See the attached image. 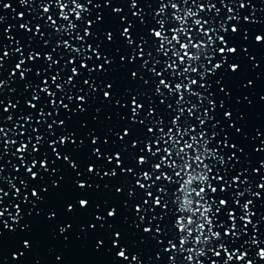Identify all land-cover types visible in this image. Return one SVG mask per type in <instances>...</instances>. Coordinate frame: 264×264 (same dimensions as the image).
Wrapping results in <instances>:
<instances>
[{
  "label": "snow or ice",
  "instance_id": "obj_1",
  "mask_svg": "<svg viewBox=\"0 0 264 264\" xmlns=\"http://www.w3.org/2000/svg\"><path fill=\"white\" fill-rule=\"evenodd\" d=\"M18 2L23 6L29 4L30 0H18ZM106 2L110 3L111 0H106ZM220 2L227 9L226 19L222 16V9L217 7V4L213 3L212 0H159L160 7L155 12V17H159V19H155V25L150 30V36L155 38L153 44L156 41L159 43L152 50L145 47L148 40L143 36L139 37V43H137V38L133 37L132 29L136 27L135 23H128V26L124 27L121 32V36L126 39L127 47L131 49V61L135 62L139 57L143 61L141 67L148 69L154 77H159L155 93L162 97L161 103L171 110L169 113L170 118L167 120L162 114L160 119H153L157 115V106L151 104L144 119H138L145 105L140 102L141 97L139 94L131 97L132 122L145 125L147 129L143 140L138 139L132 142V147L139 149L136 164L141 166L135 186L143 190L142 203L136 204L135 211L139 216L140 223H146L143 228L144 233L157 240L159 245H164L165 240L167 241V246L163 248V252L170 254L168 264H206V261L208 264H256L253 259L249 258V249L253 247L258 249L256 255L264 260V246H262L264 240L259 237L260 228L264 224L260 220L254 221L252 219L257 215L256 212L252 211L254 200L247 198L251 196L264 200V182L255 185L259 188V191H254L251 176L246 175L248 169L239 170L235 175L229 171L226 166L228 162L234 159L238 161L235 151L229 156L226 153L221 154L219 147L211 146L218 136L215 128L218 126L219 121H216L215 116L212 114L217 107L215 99L205 96L197 90L209 87L207 84L209 74H214L224 67L229 56L235 55L239 51L237 47L229 46L227 34L229 32L236 35L240 33L239 22L241 16L224 0H220ZM232 2L235 3L236 0H232ZM91 3L92 0H87V4ZM128 3L131 9H136L139 0H128ZM0 6L4 9H12V4L4 3L3 0H0ZM40 6L43 12L48 14L47 21L51 22L49 27L54 29L57 34L66 33L69 39H58L55 47H52L51 51L48 52L34 48L17 47L15 49V53H19L22 58L15 64L12 75L15 76L18 72L22 80H26L27 75L34 70L33 67H25L29 61L33 65L38 60L43 61L41 67L35 70L36 76L43 77L41 81L43 87L40 83H36L30 99L26 101L27 109L36 110L38 118L33 112L25 110L18 120H14L12 115L7 116V121L12 122L14 128L0 126V142L3 143L4 151H11L14 146L19 145L15 147V152L12 154L14 156L18 154L17 158L20 166L14 167L17 173L21 172V168L24 170L22 176L5 178L2 175L3 167H0V182L7 180L10 189L15 190L14 196L16 199H20L23 194V202H31L33 205L36 201H43L44 197L40 195V191L36 187L31 186V180L43 179L40 170H43L45 175H56L58 169L52 167V165H55L57 160L66 162L72 169L77 170V176H83V173L79 172L80 165L72 159L71 154H62L60 151V147H67L69 142L76 145L77 142L73 139L75 133H68L66 121L64 119L57 120L55 117L60 115V108L70 112L72 109L69 105L73 100L79 102L77 111H84L83 105L87 103V99L85 95L73 96L69 94L66 97L69 102L65 103V96H59L58 99V93L67 92L65 85L76 87V77L81 75L80 68L88 72L96 71L94 67L90 68L86 62L91 60L92 56H83L84 51L94 52L97 59L102 56L96 47L91 44L88 45L87 49H83L82 47H75L71 43V40L75 39L83 44L86 43V37L91 38L93 36L90 31L94 26L93 21L89 20L87 22L88 27L83 28V34L79 31L81 25L76 23V21L83 23L85 13H90V9L85 3H81V0H67V2L66 0H56L59 16L67 22L63 25L59 24L58 20L50 14L51 4L41 2ZM249 6L250 0H239L237 4L239 9H246ZM169 8L172 10L170 18L168 16ZM114 11L120 15L123 9L116 8ZM208 13H215V15L205 19L204 16ZM19 15L21 19H25L23 12ZM132 15L141 23H145L142 11H133ZM73 16L75 17L74 20L72 19ZM216 17H220L219 22H217ZM97 19H101V17L98 16ZM121 19L127 22V17L122 16ZM243 19L249 22L252 21L250 16H244ZM4 20L5 17L0 15V23H3ZM170 22L176 26L169 29ZM30 23L32 21L22 23L19 27L31 33L33 29L29 27ZM10 30L9 28L6 31ZM35 31L39 34L44 45L49 46V41L45 38L39 22L36 23ZM169 31L171 35H169ZM73 33H75V36H73ZM107 38L109 41H113L115 34L109 32ZM9 39H13V37H9ZM255 39L260 43H264V34L257 35ZM16 43L21 42L16 41ZM61 47L70 53L76 54L65 60L63 65L65 69L68 64L73 65L71 75H67V79H65L66 73L57 70L61 60H64V55L58 51ZM209 49H211V52H209ZM15 53L4 51L3 55H0V62L5 57ZM53 53H57L59 58H56ZM216 53L223 58V61L213 64ZM77 56L83 57L78 67L76 66ZM128 59V56L122 55L120 57L121 61ZM203 59L208 60L207 65L202 63ZM103 60L109 66L113 63V60L107 56H104ZM153 60L155 63L151 68H148L149 63ZM161 60H163L164 68L157 71V66L161 63ZM208 65L212 66L209 67ZM228 66L233 72L238 71L240 68V65L236 63ZM0 67H2V64H0ZM99 68L102 71L105 70L104 64H100ZM166 73L172 77L171 80L165 78ZM131 75L134 79H143L137 71H133ZM196 77H199V79ZM249 83L252 82L249 81ZM4 84L5 82L0 81V93L3 92ZM84 84H90V81L85 79ZM25 88L26 90L32 88V84H26ZM107 88L112 89L113 85L109 83ZM92 90H95L94 86ZM221 90L223 91V89ZM80 91L83 92V89H80ZM41 93L47 97L43 105L40 103L43 99ZM104 97L111 100L112 93L104 91ZM192 97H195L199 103L194 102L191 99ZM124 99H127V95ZM169 99L174 100V104L169 103ZM205 101L207 107L204 106ZM2 103L3 101L0 100V104ZM121 103V99L116 100L117 105ZM49 105L53 111L47 110ZM17 106V103L10 102L7 107L3 108V112L17 109ZM127 106V103H125L124 107ZM220 106H224L223 102ZM202 108L203 111H201ZM197 113L200 114L197 115ZM224 115L231 119L233 114L231 111H226ZM4 119L3 115L0 114V121ZM49 119H51V122H49ZM193 120L198 123H192ZM19 121H23V123ZM208 121H216L212 125L211 135L208 131ZM33 123L41 126L46 125L45 132L47 135L41 132V127H31L29 129L28 125ZM149 124L151 126H148ZM231 126L236 127L235 124ZM58 127L64 129V132L59 135H57ZM236 131L241 132L242 129L236 128ZM9 133H12L13 136L24 137V139H11ZM89 135L92 136L91 133ZM116 135L119 136L121 141H124L127 136L131 135V129L125 128L123 135L119 133H116ZM91 142L93 145L99 144L100 137L92 136ZM83 143L84 141H80L81 145ZM104 143H109V141L105 139ZM219 143L223 147L229 146L227 137ZM45 144L51 149L54 159L50 160L47 151L41 154ZM230 147L237 149L236 144H231ZM262 150L264 149H257V151ZM239 151L243 152V149H239ZM92 153L97 159H106L108 164L114 165L109 171L103 173L106 177H117L121 173L131 174L133 177L138 175L134 168L124 167V156L120 151H117L114 155L111 153L105 154L101 147H95L92 149ZM29 157H31V163H29ZM2 158L3 156L0 154V159ZM217 165L224 167H218ZM144 166H147L148 170H143ZM232 168L235 169V164L232 165ZM261 168H264V161L260 163V167L255 169V172L259 174ZM117 169H119V172ZM86 170L94 175L100 174L95 164H88ZM14 180H19V187ZM261 180L264 181V176H261ZM76 184L80 189L91 187L83 179H78ZM168 185H178V187L172 190L169 189ZM53 186L59 187V182L53 181ZM29 188H31L30 196L27 194ZM43 191L47 192L48 189L44 188ZM170 191L172 196L165 199ZM116 192L122 194L123 188H117ZM221 193L227 194V198H221ZM8 194L3 187H0V220H2L3 228L15 231L13 226L2 218L7 213L14 223H19L22 219L23 209L21 204H15L16 213L12 215L11 211L3 206L4 198ZM128 197L135 198L134 188L129 189ZM31 198H35V201H31ZM78 203L81 208H87L90 205L88 199H79ZM145 205L148 207L145 208ZM74 208L75 205L73 204L67 206L69 212L74 211ZM157 208L162 211L157 213ZM149 213H151L150 218H148ZM117 214L118 210L113 207L107 211V217L97 215L96 220L100 221V226L103 227L107 218L114 220ZM55 217L56 212L51 211L48 218L53 219ZM166 220L167 224L161 223ZM261 220H264V217H261ZM140 223L137 224V228L140 227ZM23 227L26 230L29 225L25 224ZM91 227L95 230L97 225L92 224ZM249 227L252 229L251 233L248 231ZM69 228H71L70 224L67 227H60L59 232L66 233ZM0 235H2V230H0ZM161 236L163 239L159 238ZM123 239L124 236L121 232L116 231L114 233L111 244L119 249L115 255L122 261L141 264L139 255L129 256L127 246H121L120 242ZM103 243V240L99 241L97 249ZM23 247L30 249L31 242L25 239ZM23 255V252L13 253V259L18 260ZM181 255L183 260L178 261V256ZM157 258L159 259V255ZM59 259L60 257H57V260Z\"/></svg>",
  "mask_w": 264,
  "mask_h": 264
},
{
  "label": "water",
  "instance_id": "obj_2",
  "mask_svg": "<svg viewBox=\"0 0 264 264\" xmlns=\"http://www.w3.org/2000/svg\"><path fill=\"white\" fill-rule=\"evenodd\" d=\"M3 2L11 3L12 9H4L0 6V15L5 17L3 23H0V55H3L4 51L15 53L17 47L34 48L48 52L51 51L52 47H55L58 39H69L66 33L57 34L54 29L49 27L51 22L47 21L48 14H45L40 6L41 2L51 4L50 14L53 15L54 19L58 20L59 24H66L67 22L59 16L56 0H30L29 4L23 6L18 0H3ZM212 2L222 9V16L226 19L228 13L227 9L224 8V4L220 0H212ZM224 2L233 7L241 16L239 22L240 33L238 35L231 32L227 34L229 46L237 47L239 51L235 55L229 56L224 67L217 70L214 74H209L207 77L209 87L197 90L205 96L215 99L217 105L216 110L212 114L215 116L216 121H219L218 126L215 128L218 136L211 146L219 147L221 154L226 153L229 156L235 151L238 161L236 159L229 161L226 166L233 175L239 170L248 169L246 175L251 176L253 190L259 191V188L255 185L264 182L261 180V176H264V168L260 169L259 174L255 172V169L260 167V163L264 161V150L257 151V149H264V43L258 42L255 37L264 34V0H250V6L246 9L237 7L239 0H236L235 3L232 0H224ZM81 3L86 4L90 9V13H85L83 23L80 21H76V23L81 25L79 31L83 34V28L88 27L87 22L89 20L93 21L94 26L90 29L93 36L91 38L86 37V43L83 44L75 39H72L71 43L75 47H82L83 49H87L88 45L91 44L96 47L102 56L97 59L94 52L84 51L83 56H92V59L86 62L90 68L94 67L96 71L88 72L80 68L81 75L76 77V87L65 85L67 92L58 93V99L59 96H65V103L69 102L66 98L69 94L73 96L85 95L87 99V103L83 105L85 110L77 111L79 102L73 100L69 105L72 110L66 112L63 108H60V115L55 117V119H64L67 123L68 133H75L73 139L76 140V145L69 142L67 147L61 146L60 151L62 154H71L72 159L80 165L79 172L83 173V176H77V170L72 169L69 164L61 160H57L56 164L52 165V167L58 169L56 175H45L43 170H40L43 179L31 180L30 182L31 186L36 187L40 191V195L44 197L43 201H36L35 205L31 202L24 203L23 194L20 199H16L14 196L15 190L10 189L7 180L0 182V187H3L4 191L9 193L4 198L3 206L8 208L12 215L16 213L15 204H21L23 209L22 219L19 223H14L7 213L2 218L7 220L15 231L3 228L2 220H0V230H2V235H0V264H131L130 261H122L115 255L119 249L112 246L111 240L114 238L116 231L121 232L124 236V239L120 242L121 246H127L129 256L133 254L139 255L141 264H168L170 254L163 252V248L167 246V241L165 240L164 245H159L157 240L144 233L143 228L146 223H140L139 216L135 211L136 204L142 203L143 190L135 186L141 166L136 164L139 149L133 148L132 142L138 139L143 140L147 129L145 125L132 122L131 97L139 94L141 97L140 102L145 105L138 119H144L151 104L157 106V115L153 119H160L162 114L167 120L170 118L169 113L171 110L161 103L162 97L155 93L159 77H154L148 69L141 67L143 61L139 57L135 62L131 61V49L127 47L126 39L121 36L123 28L127 27L128 23H135L136 27L132 29V35L137 38V43L140 42L139 37L143 36L148 40V44L145 45L146 48L152 50L158 46V41L153 44L155 38L150 36V30L155 25V19H159V17H155V12L160 7L159 0H139V5L136 9L130 8L128 0H111L110 3L106 2V0H92L91 4H87V0H81ZM116 8L123 9V12L118 15L114 11ZM133 11H142L145 23H141L140 20L133 16ZM21 12L24 13L25 19L20 18L19 14ZM171 12L172 10L169 8V18L171 17ZM214 15L215 13H208L204 18L207 19ZM98 16L101 19H97ZM122 16L127 17V22L121 19ZM244 16L252 17V21H245L243 19ZM72 19L74 20L75 17L73 16ZM216 19L219 22L220 17H216ZM28 21H32L29 24V27L33 29L31 33L19 27L20 24ZM37 22L41 25L44 36L49 41V46H45L39 34L36 33ZM173 26L176 25L170 22L168 28L171 29ZM9 28L11 30L6 31ZM109 32L115 34L113 41H109L107 38ZM169 35H171L170 31ZM73 36H75V33H73ZM9 37H13V39H9ZM16 41L21 43L17 44ZM217 45L219 46L218 42ZM58 51L64 55V60H61L57 70L66 73L65 79H67V75H71L73 65L68 64L66 69L63 65L65 60L76 54L70 53L62 47ZM209 52H211V49H209ZM53 55L59 58L57 53H53ZM122 55L128 56L129 59L121 61L120 57ZM215 55L216 59L213 60V64L223 61V58L218 53ZM104 56L113 60L111 66L104 63ZM21 58L19 53H15L5 57L0 62L2 64V67H0V81L5 82L3 92L0 93V100L3 101L0 104V114L5 119L0 121V126L6 128H14V124L6 119L8 115H12L14 120H18L24 111L27 110L33 112L38 118L36 110L27 109L26 101L30 99L36 83H40L41 87H43L41 82L43 77L35 75V70L41 67L43 61L38 60L35 65L29 61L25 67H33L34 70L27 75L26 80H22L18 72L15 76L12 75L15 70V64ZM76 59V66L78 67L83 57L77 56ZM102 63L105 69L103 71L99 68ZM154 63V60L151 61L148 68H151ZM202 63L207 65L208 60L203 59ZM232 63L240 65L238 71L233 72L231 70L228 65ZM44 66L46 67V64ZM208 66L211 67L212 65ZM163 68L164 63L161 60V63L157 66V71ZM133 71H137L143 79H134L131 75ZM165 78L172 79L167 73ZM196 78L199 79V77ZM85 79H88L90 84H84ZM249 81L252 83L250 84ZM201 82L203 83L204 81ZM29 83L32 84V88L26 90L25 85ZM109 83L113 85L112 89L107 88ZM93 86L95 90H92ZM80 89H83V92ZM104 91L112 93L111 100L104 97ZM126 95L127 99L125 100ZM41 96L43 99L40 103L43 105L47 97L43 93H41ZM117 99H121L122 103L120 105L116 104ZM191 99L199 103L195 97ZM10 102L17 103V109L3 112V108L7 107ZM33 102L35 103V101ZM168 102L174 104V100L169 99ZM221 102H223V107L220 106ZM125 103H127V107H124ZM204 106H208L206 101ZM47 110L53 111L50 105ZM201 111H203V108ZM226 111L232 112L231 119L225 117L224 113ZM199 114L197 113V115ZM216 121H208L210 135L213 131L212 125ZM19 122L23 123V121ZM49 122H51V119H49ZM192 123L196 124L198 122L193 120ZM232 124H235L236 127H232ZM148 126L151 125L149 124ZM28 127L29 129L31 127H41V132L47 135L45 132L46 125L41 126L33 123L28 125ZM125 128L131 129V135L121 141L116 133L123 135ZM236 128H241L242 131L237 132ZM63 132V128H57V135ZM89 133L92 136H99L100 143L93 145L91 142L92 136ZM258 133L260 134L258 135ZM225 137L229 140L228 147H223L219 143ZM9 138L24 139V137L13 136L12 133H9ZM105 139L109 143H104ZM80 141H84L83 145L80 144ZM231 144H236L237 149H232L230 147ZM18 146H14L11 151H4L3 143L0 142V154L3 156L0 159V167H3L2 175L5 178H14L23 174V168H21L20 173H17L14 167L20 166L17 158L18 154L17 156L12 154L15 152V147ZM95 147H101L105 154L111 153L114 155L117 151L122 152L124 167L134 168L138 175L133 177L131 174L125 175L121 173L117 177L104 176L103 173L109 171L114 165L108 164L106 159H97L92 153V149ZM239 149H243V152L239 151ZM44 151L48 152L50 160L54 159L47 144L41 150V154ZM29 163H31V157H29ZM90 163L95 164L97 171L100 173L99 175L87 172L86 169ZM233 164H235V169L232 168ZM143 170H148V167L144 166ZM165 170L170 171L168 169ZM117 171L119 172V169ZM78 179L85 180L91 187L80 189L76 184ZM53 181H58L59 187H54ZM14 182L18 187L20 186L19 180H14ZM168 187L174 190L178 185H168ZM44 188H47L48 191L44 192ZM117 188H123V193H117ZM130 188H134L135 198L128 197ZM30 192L31 188L28 189L27 194L29 196ZM170 196H172L171 191L165 199ZM221 198H227V194L221 193ZM247 198L254 200L252 211L256 212L257 215L252 219L254 221L260 220L264 224V220H261V217H264V200L251 196ZM79 199H88L90 205L87 208H81L78 203ZM31 201H35V198H31ZM69 204L75 205L74 211L69 212L67 210ZM113 207L118 210L116 218L114 220L107 218L104 226L101 227V222L96 220V216L103 215L107 217V211ZM144 207L147 208L148 206L145 205ZM51 211L56 212V217L53 219L48 218ZM161 211L159 208L156 209L157 213ZM150 217L151 213L148 214V218ZM138 223H140L139 228H137ZM161 223L167 224V220ZM25 224L29 225L26 230L23 227ZM69 224L71 228L66 233L59 232L60 227H67ZM92 224L97 225L95 230L92 229ZM248 231L251 233V227H249ZM259 237L264 240V226L260 228ZM159 238L163 239L162 236ZM25 239L31 242L30 249L23 247ZM101 240L104 243L97 249V244ZM257 251L258 249L255 247L250 248L249 258L253 259L256 264H264V260H261L256 255ZM20 252H23L24 255L18 260L13 259V253L18 254ZM158 255L159 259L157 258ZM57 257H60V259L57 260ZM179 260H183L182 255L178 256ZM206 264H208L207 261Z\"/></svg>",
  "mask_w": 264,
  "mask_h": 264
}]
</instances>
